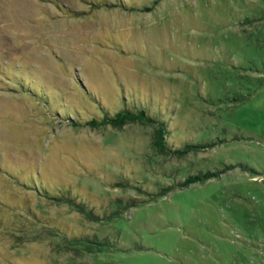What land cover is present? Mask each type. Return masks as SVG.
Returning a JSON list of instances; mask_svg holds the SVG:
<instances>
[{
  "label": "rangeland",
  "instance_id": "1",
  "mask_svg": "<svg viewBox=\"0 0 264 264\" xmlns=\"http://www.w3.org/2000/svg\"><path fill=\"white\" fill-rule=\"evenodd\" d=\"M0 264H264V0H0Z\"/></svg>",
  "mask_w": 264,
  "mask_h": 264
},
{
  "label": "trees",
  "instance_id": "2",
  "mask_svg": "<svg viewBox=\"0 0 264 264\" xmlns=\"http://www.w3.org/2000/svg\"><path fill=\"white\" fill-rule=\"evenodd\" d=\"M78 120V119H77ZM75 120L73 121L74 126H80L79 122ZM139 123L141 125H152L155 126V133L152 142V146L158 151L159 154L167 157H183L189 154L193 150L203 149L206 147L211 146H195V145H184L182 148H175L174 145L171 144L169 141L171 138L170 135V125L162 120H158L156 118L151 117L149 114L146 113L143 108H139L137 106H127L122 105V108L114 113H109L107 111H103L102 118L100 120L91 119L90 121H86L83 125L90 128H98L100 126H110L114 129H122L125 125L130 123ZM214 175L211 173H203L198 175H190L183 181H176L172 186H168L160 190L158 193L153 194L151 197L154 196L158 197L164 195L166 192H169L173 189H182L188 187L190 184L195 182H200L207 180ZM43 188V187H41ZM40 188V189H41ZM43 196L47 197L51 200H54L58 203H67L80 208L81 206L76 203V199L73 198L72 192H64V194L60 197L50 196L45 189H41ZM132 204H134L132 202ZM97 217V216H95ZM70 239V240H69ZM65 239L68 242L69 246L72 247H79V245L87 246L89 245L90 248H93L97 244L96 240L90 242L87 238H80V239ZM93 251V250H92ZM89 251V252H92Z\"/></svg>",
  "mask_w": 264,
  "mask_h": 264
}]
</instances>
